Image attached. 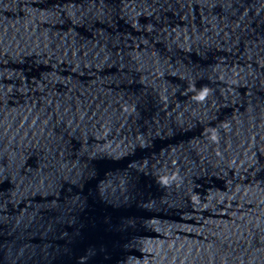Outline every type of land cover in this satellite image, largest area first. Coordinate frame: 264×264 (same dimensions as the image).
I'll return each instance as SVG.
<instances>
[{"label":"water","instance_id":"95a60500","mask_svg":"<svg viewBox=\"0 0 264 264\" xmlns=\"http://www.w3.org/2000/svg\"><path fill=\"white\" fill-rule=\"evenodd\" d=\"M0 264H264V0H0Z\"/></svg>","mask_w":264,"mask_h":264}]
</instances>
